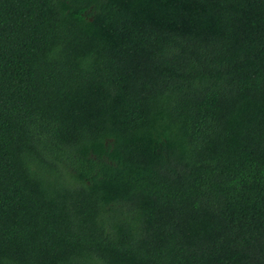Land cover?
<instances>
[{
	"label": "trees",
	"instance_id": "obj_1",
	"mask_svg": "<svg viewBox=\"0 0 264 264\" xmlns=\"http://www.w3.org/2000/svg\"><path fill=\"white\" fill-rule=\"evenodd\" d=\"M0 264H264V0H0Z\"/></svg>",
	"mask_w": 264,
	"mask_h": 264
}]
</instances>
